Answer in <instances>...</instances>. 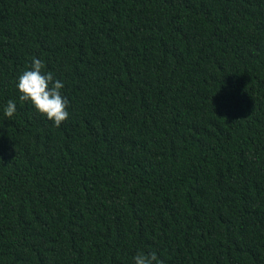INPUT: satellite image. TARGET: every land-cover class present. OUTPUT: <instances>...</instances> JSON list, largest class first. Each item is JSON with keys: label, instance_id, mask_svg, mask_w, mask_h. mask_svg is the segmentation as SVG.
I'll return each mask as SVG.
<instances>
[{"label": "trees", "instance_id": "obj_1", "mask_svg": "<svg viewBox=\"0 0 264 264\" xmlns=\"http://www.w3.org/2000/svg\"><path fill=\"white\" fill-rule=\"evenodd\" d=\"M33 57L59 127L19 100ZM153 251L264 264V0H0V264Z\"/></svg>", "mask_w": 264, "mask_h": 264}, {"label": "clouds", "instance_id": "obj_2", "mask_svg": "<svg viewBox=\"0 0 264 264\" xmlns=\"http://www.w3.org/2000/svg\"><path fill=\"white\" fill-rule=\"evenodd\" d=\"M43 69L44 62L33 57L30 67L17 77L19 100L30 102L38 113L59 127L69 117V100L62 93L65 85L61 79L55 78L53 73ZM16 112L17 102L8 100L3 108L4 116L11 118ZM133 264H164V261L154 251L138 252L133 257Z\"/></svg>", "mask_w": 264, "mask_h": 264}]
</instances>
